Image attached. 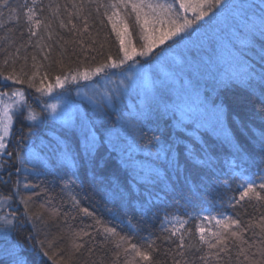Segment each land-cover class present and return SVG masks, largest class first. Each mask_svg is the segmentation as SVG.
<instances>
[{"label":"trees","instance_id":"trees-1","mask_svg":"<svg viewBox=\"0 0 264 264\" xmlns=\"http://www.w3.org/2000/svg\"><path fill=\"white\" fill-rule=\"evenodd\" d=\"M28 2L30 3V0ZM43 2L47 6L49 0H43ZM51 2L54 5L59 4L61 19L67 21L68 14L64 9L67 7L69 12L73 11L70 0H51ZM23 3L24 0H10L11 8H16L19 5L23 10ZM76 3L79 5L80 0H76ZM90 10L91 16L88 23L91 37L88 33L78 32L73 35L68 29H60L58 21L54 20L51 40L48 39L46 32L38 30V37H33L29 43L28 33L24 31L22 11L19 13L21 22L17 24L16 12L10 11L9 8L0 9L3 13L0 16V62L8 57L9 53H11V58L18 55L19 60L15 64L16 71L19 72L23 66L24 71L28 74L37 72L35 82L38 86L41 77L48 75L50 78L45 79L43 84L46 87L48 84H55L54 77L57 73L67 72L70 69L75 70L79 67L85 55L89 57L85 62L93 64L103 62L109 54L118 55V45L112 46L105 42V37L111 32V28L107 26V20L101 24L103 10L101 9L100 16H97L94 6L85 5L82 15L87 16ZM43 15L49 16L47 7H45ZM72 19L78 28L83 26L82 20H77L75 17ZM235 26L232 27L230 34L224 35L225 31L223 30L219 32L214 48L221 51L222 58L231 59L230 54H232L252 67H258L264 37L257 35L255 40L244 42V37L239 34V25ZM208 27L209 25H207ZM68 28H71V25H68ZM133 30L139 31L135 27ZM40 36L43 37L40 40L41 45L52 46L50 53L46 48L36 46ZM93 39L96 40L94 45L92 44ZM110 39L114 42L115 38L111 37ZM81 40L83 47L80 43ZM101 44H104L103 48L100 47ZM182 46L184 45H178V47ZM18 47L19 53L16 51ZM198 53V58L203 56L207 59L211 56L218 65L222 62V58H215V52L208 51L204 54L200 50ZM44 54H48L50 59L44 60ZM33 55L37 57L35 61L37 67L35 68L32 66ZM61 56H63V67L55 63ZM92 56L96 57L95 61L91 60ZM25 58L27 59L25 60ZM41 64L43 67H40ZM201 65L207 66L202 63ZM234 67L239 70L241 65L236 64ZM10 70L11 68L5 69V71ZM187 76L189 77V75ZM196 81L193 83L194 77H189L192 86L187 85V90L192 97L194 93L196 99L194 97L192 99L190 94H187L188 99L185 97L182 99V102L192 109L188 115L183 117L178 111L164 110V105L170 103V100H174L170 96L169 90L162 96H157L152 110L143 117L137 116L139 112L144 111L142 99L139 95H133V92L123 95L122 99L116 100L114 104L110 102V105L105 104L102 109L93 111L85 108L84 115L87 114L96 127L97 146L92 152V162L83 166L64 161L63 156H60L59 160L56 156L53 158L52 153L43 157L42 152L36 150L38 141L43 139L49 142L47 131L54 130V134L59 136L63 126L54 123L53 127L48 119L43 124L38 122L34 128L35 135L32 137L31 147L41 160L50 158L49 167L42 175L26 178L23 174H17L16 165L18 162L15 160V155L13 157H8L6 154L0 155V175L8 180L9 172L11 173L10 182L6 185L0 184V191L7 193L15 185L23 196L32 195L33 199L30 202L32 212L43 218L42 220L34 218L33 222L21 225L20 229L11 235V239L23 242L31 234L34 241H45V247H47V241L54 240V248L58 250L55 258L60 259L70 249L75 234L84 230L92 233L94 239L87 236L83 237L82 241L75 239L76 243L83 242L85 244V248L77 254L80 264H124V255L121 252V255L117 256V247L114 243V241H118L119 237L102 234V230L101 234H97L95 229L98 226L94 224L91 217L84 215L78 207L74 206L73 199L75 198L79 207L88 208L105 224L116 228L120 235L129 234L128 220L139 225L141 231L133 239L134 243H139L140 238L148 233H152L154 237H160L157 240L159 264H173V257L182 260L181 257L171 252V249L176 248L179 243L178 237L181 232L185 233L186 245H192V249L185 248V252L190 253L187 256L189 264H204L198 259L200 253L195 249L202 248L204 252L209 250L206 245H201L196 225L200 224L205 227L204 235L209 237V233L215 230V224L211 221V224L208 225L207 220L195 218L196 212L201 209H206L213 215H216L219 210L238 219L240 227L246 229L241 237L247 241L246 243L241 244L238 240L230 238L226 241L228 249L220 254L222 259L209 258L208 264H248L243 256H240L237 261L240 247L246 250L245 255H248L250 259H261L258 254L254 256L253 253H256L257 249L264 245L257 243L249 248L253 239L260 240L258 235L260 229L249 228L248 225L257 224L261 216H264V201L258 202L254 198L249 201L248 198H245L235 208L229 207L227 203L221 207L222 200L226 201L229 196L237 198L239 196L232 168L233 163L239 164V161H233L232 145H241L248 150L251 155V171L253 173H258L260 168L264 167V164H261V156L255 139L264 130V112L259 111L261 90L259 88L246 89L245 85L238 80L231 81L225 87L220 83V78L215 72L212 74L203 72ZM9 87L24 89L31 102L32 97L36 96V92L28 89L26 85L10 84ZM221 102L224 114L218 119L216 115H213L212 109L214 104ZM36 111L39 112V110ZM134 117L139 119L140 127L145 131L152 130L147 131L149 138L153 135L159 137L158 147L165 149V154L160 159H156L155 156L149 157L135 145L132 146L130 152L125 151L123 154L111 151L108 144L110 137L113 143L122 147L131 144L129 140L121 142L115 138L111 131L113 124L115 123L119 128V121L131 122ZM23 123L22 119L15 121L13 136L7 151L15 153L18 150L16 147L17 134ZM60 139L71 145L73 149L76 148L78 140L82 144L79 130L75 136L69 132L66 137H60ZM229 140L231 143L228 142ZM55 142L54 138L52 146L55 145ZM169 145L173 146L172 152H167ZM193 148H205L206 152L203 153V156L210 163L207 165L197 164L196 170L189 171L185 169L184 162L180 157L182 154L188 155V150ZM81 154H83V148H81ZM129 155L131 159H129ZM169 159H180L179 177L175 168L168 163ZM138 165L155 168L158 172L155 182L151 178L147 181L141 179L140 177H143L144 174ZM25 183L39 185V187L25 189ZM229 185H231L230 190L228 189ZM33 193H39V195H33ZM12 207L19 215H23L24 206L22 204L17 202ZM109 209L112 211L109 212ZM53 213L56 215H52ZM165 213L169 214V219L173 215L186 218V213L194 217L184 228H181L179 223L175 224V229L179 231H177L176 237H171L174 243L163 240V237L170 236V233L160 232V220ZM88 225H93V227L89 228ZM189 229L191 230L190 234H188ZM233 230L239 231V229ZM254 234L257 235L254 236ZM2 237L3 233L0 232V246H3ZM212 242L215 241L212 240ZM39 247L40 245L36 244L37 250ZM88 248L93 251L89 253ZM60 249L63 251H59ZM211 252L216 253L217 249H213ZM21 255L27 258L28 264H53V261L42 253L38 254L37 251H33L31 243L26 246L22 245ZM0 261H3V257H0Z\"/></svg>","mask_w":264,"mask_h":264},{"label":"snow or ice","instance_id":"snow-or-ice-1","mask_svg":"<svg viewBox=\"0 0 264 264\" xmlns=\"http://www.w3.org/2000/svg\"><path fill=\"white\" fill-rule=\"evenodd\" d=\"M73 11H68L65 7L64 11L68 14V19L65 21L61 19L59 4H52L51 0L45 6L43 0H24L23 10L19 7L11 8L10 0H0V9L9 8L10 11L16 12V23L21 22L20 12L23 14V23L25 25L24 31L28 33L29 43L33 37H38V30H43L48 34V39H52L53 22L58 21L60 29H68L73 35L78 32L88 33L89 31V17L82 15L85 5L94 6L97 16H100L101 9L103 16L101 24L107 20V26H110L111 32L105 37V42L118 45V55L113 56L109 54L100 63H86L89 57L84 56L79 67L75 70H68L67 72L57 73L54 77L55 84H48L43 86L44 80L49 79L48 75L41 77L40 85L35 82L37 72L28 74L24 71L23 66L19 72L16 71L15 64L19 60L17 55L11 58V53L8 54L2 62H0V155H7L13 157L18 162L16 165V173L23 174L26 178L29 176H39L44 173L49 167L50 158L41 160L36 151L31 147L32 137L35 135L34 128L37 122L43 124L49 115H51L53 122L59 121L64 126L57 137L55 145L50 146V151L59 160L63 156L64 161L83 166L92 162V152L97 146L96 127L87 114L81 116L76 110L68 106L61 107L55 103H48L42 101L40 111L37 112L33 107L32 102L28 99V94L22 88L9 87V85H26L28 89L34 90L40 97L51 95L54 92L60 94H67L71 89L67 87L69 84H80L82 81H92L93 77H102L108 83L116 85L113 88H105L98 92L99 101L94 98L93 102L97 104V109H102L105 106V101L115 103L116 100L122 99L127 92L137 91L142 99V106L144 111L137 114L138 117H143L147 112L152 110L153 104L157 100V96H162L164 92L170 88L169 81L177 74V69L180 72L197 73L200 64L207 65L209 74L215 72L219 78L220 83L225 87L233 80H238L245 85L246 89L259 88L261 95L259 97V111L264 112V45L260 49V61L258 67H252L239 57L230 54L231 59L222 58V62L218 65L209 56L205 59L203 56H197V52L203 50L204 52L215 51L214 45L217 43L218 33L228 23L235 22L239 25V34L244 37V42L255 40L257 35L264 37V0L254 2V0H80L77 5L76 0H70ZM176 5H179L177 8ZM47 7L49 16L43 15ZM183 13V15H181ZM189 13H191L189 15ZM0 11V16H2ZM51 17V18H50ZM72 17L83 21V26L78 28L73 22ZM134 20V24H133ZM71 25V28H68ZM204 25H209L211 31L201 33L200 29ZM138 28L135 32L133 28ZM23 35V32H21ZM114 37V42L111 41ZM40 36L36 42L37 47L46 48L47 52L52 51L51 45H41ZM83 47V41H80ZM96 40H92L94 45ZM183 44L182 58L178 64L168 63V53L174 51L178 45ZM101 48L104 44L100 45ZM159 49V51H156ZM19 53V47L16 49ZM63 52V49H62ZM87 52V49H85ZM11 58V63H10ZM27 58H25L26 60ZM50 56L44 54V60H49ZM96 57L92 56L91 60L95 61ZM33 67H37L35 61L37 57L32 56ZM143 61V63H142ZM55 63L63 67V56ZM145 63L148 65L145 67ZM239 64L241 67L236 70L234 65ZM136 68V72L132 75H126L125 79L113 80L114 75H124L127 68ZM43 67V64L40 65ZM51 67V65H49ZM6 68H11L10 71H5ZM115 70V71H114ZM99 85V81L95 82ZM190 86L191 83H190ZM90 87V85H85ZM8 89V90H5ZM77 95L79 91L77 90ZM164 110H174L181 113V116L188 115L192 109L182 102L180 93H176V99L170 100V103L164 105ZM213 113L219 117L224 114L223 103L214 104ZM131 116V113L129 114ZM17 119H22L23 124L17 134L16 147L17 151H7L10 138L13 135L14 124ZM77 128L82 137L81 141H77L76 148L73 149L71 145L63 142L60 137H66L67 133L71 132L73 136L76 135ZM115 138L118 141H131L127 147H122L119 144L113 143L111 137L108 139V144L112 152L131 151L132 146L135 145L137 149H142L149 157L155 156L160 159L165 154L163 147H158L160 139L156 135L148 137L147 131L140 127L139 119L134 117L132 121H119V128L113 124ZM256 147L261 156V164H264V130L261 131L259 137H256ZM231 143V141H228ZM83 148V154H81ZM173 146L169 145L167 152H172ZM188 155H181L180 159L184 162L186 170H196V165H207L210 163L204 158L203 153L205 148H193L188 150ZM233 161H239V164L233 163V176L237 182L239 190L238 198L236 196L227 197L226 201L222 200L221 207L227 203L229 207L235 208L245 198L251 201L253 198L256 201H264V167H261L258 173L251 171V155L247 149L241 145H232ZM167 159V157H165ZM129 159L131 156L129 155ZM180 159L168 160L179 177L180 175ZM28 165V167H25ZM143 177L147 181L149 178L155 182L158 172L155 168H145L143 165H138ZM238 169V170H237ZM139 176V173L137 174ZM11 179L9 172V179L5 180L3 175H0V184H8ZM135 179V178H134ZM187 179V177H186ZM39 187V185L25 183V189H32ZM231 185L228 186L230 190ZM118 193V188H117ZM39 195V193H33ZM33 196H23L17 186H13L11 191L4 193L0 191V232L3 233V246H0V257L3 261L0 264H28L25 256L21 255L22 245L32 244V250L42 253L53 264H80L78 253L85 248L83 242L76 243L75 239L83 240L87 236L94 239L92 233L82 230L81 233L75 234V239L71 242L70 249L64 253L60 259L55 257L58 250L54 248V240L34 241L31 234L23 242L20 240L13 241L11 235L16 233L21 225L33 222V219L42 220L41 216H36L32 212L30 202ZM123 199V196H121ZM22 204L24 206L23 215H19L13 209L14 203ZM73 204L79 208V211L84 215L91 217L96 227L97 234H106L108 236H118V241H114L117 247V256L124 255V264H159L157 259L159 248L157 247V240L160 237H154L152 233H148L140 238L139 243L132 242L133 239L141 231L140 226L134 224L132 220L127 221L129 234L120 235L117 229L104 223L98 216L85 207H79L78 201L74 198ZM8 209V211H5ZM109 212L112 210L109 209ZM52 215H56L53 213ZM186 218H181L179 215H173L169 219V214L165 213L160 220V232L170 233V236H164L163 240L168 243H174L171 237L177 236L178 229H175V224L179 223L181 228H184L194 217L191 214H185ZM195 218H202L207 221H215V230L209 233V237L204 235L206 229L200 224L196 225V232L199 233V240L201 245H206L208 252H204L202 248H196L199 252L198 259L208 264L209 258L222 259L221 253H224L228 246L226 241L230 238L238 240L241 244L247 241L241 239L242 234L246 231L245 228L240 227V221L217 210V214L213 215L206 209H201L196 212ZM89 228L93 225H88ZM249 228L256 227L260 229V240H252L249 248L257 243L264 245V216H261L260 221L255 224H249ZM175 229V230H174ZM239 229V231L233 230ZM190 229L189 233L190 234ZM257 234H254V236ZM179 243L176 248L171 249V252L182 260L173 257V264H189L187 256L190 253L185 252V248L192 249V245L185 241V233L181 232ZM212 240L215 242L213 243ZM36 244L40 247L37 250ZM220 246V247H218ZM217 249L216 253L211 250ZM59 251H63L60 249ZM87 251L91 253L93 250L88 248ZM245 249L239 248L237 254V261L239 257L243 256L248 264H264V246L259 247L253 255H259L261 259H250L245 255ZM51 253V254H50ZM231 259V257H229Z\"/></svg>","mask_w":264,"mask_h":264},{"label":"rangeland","instance_id":"rangeland-1","mask_svg":"<svg viewBox=\"0 0 264 264\" xmlns=\"http://www.w3.org/2000/svg\"><path fill=\"white\" fill-rule=\"evenodd\" d=\"M168 2H171V0H168ZM254 2L258 3L259 1L254 0ZM176 7L178 8L179 5H176ZM190 14L191 13H189V15ZM181 15H183V13H181ZM235 25H238V24H236L235 22L228 23L224 28L221 29V31L222 30L225 31L224 35L230 34L232 27ZM200 31H202V33H204V32L211 31V29H210V27L207 28V25H204V27L202 29H200ZM219 34L220 33H218V35ZM183 47L184 46H182V47L177 46V48L174 51H171L168 53V63H173V64L179 63L180 59L182 58ZM225 47L229 49V47L227 45H225ZM156 51H159V49H157ZM202 52H204V51L202 50ZM214 52L216 53V54H214L215 58L216 57L222 58L221 51H218V49H215ZM205 53L206 52H204V54ZM222 53H224V52L222 51ZM197 55H199L198 52H197ZM213 60H215V59H213ZM142 63H143V61H142ZM147 66L148 65L145 63V67H147ZM126 68H127V66H126ZM135 72H136V68H127V72L124 75L117 74V75H114L112 77V79L119 82V80L125 79L126 75H132ZM177 72H178V74L173 79H171L169 81V84H170L169 94L174 100L176 99V93L177 92L180 93L181 99H183L184 97H185V99H188L187 94H190L189 91L187 90V85H190L189 77L190 76L194 77L193 83H196L197 82L196 80H198V78L200 77V75L203 74V72H209V68H208V66H203L200 64L199 71L197 73H187V72L181 73L179 71V69H177ZM184 75H185V77H184ZM187 75H189V77ZM94 78L95 77H93L92 81H82L80 84H69V85H67V87L69 89H71V92L67 93V94H60V92H54L50 96L45 95L44 97H40L39 94L36 93V96L32 97L33 107L35 106V109L40 111V108L42 106V101H47L48 103L58 104L61 107L68 106L69 108L76 110L81 116L84 115V109L85 108H89V109H92L94 111V109H97V104L93 102V99L95 98L97 100V102L99 101L98 92L103 91L105 88H113L116 86L114 84L108 83V81H106L102 77H101V79H97V80ZM96 81H99V85H97L95 83ZM85 85H90V87H85ZM77 90L79 91V95H77ZM130 92H133V95H139L138 90L137 91H131L130 90L126 94L129 95ZM190 96H191V94H190ZM193 97L196 99V95L194 93H193ZM193 97L191 96L192 99H193ZM105 104L110 105L108 101H105ZM178 114H180V113H178ZM213 115H215V114L213 113ZM47 119L51 121L50 123L53 127H54V123H56L59 126H63L61 124V122H59V121L53 122L51 115H49ZM77 130H78V128H77ZM47 137H48L49 142H47L43 139H40L38 141L37 147H36L37 151L42 152L43 157H45V155L52 153L50 151V146H52L53 144H51V143L54 140V138L57 139V137H59V136L54 134V130L53 131L48 130L47 131ZM52 157L54 158L53 154H52ZM212 222H213V224H215V221H212ZM206 223L208 225L211 224L210 221H206Z\"/></svg>","mask_w":264,"mask_h":264},{"label":"bare ground","instance_id":"bare-ground-1","mask_svg":"<svg viewBox=\"0 0 264 264\" xmlns=\"http://www.w3.org/2000/svg\"><path fill=\"white\" fill-rule=\"evenodd\" d=\"M94 79H96V80H97V79H101V77H95Z\"/></svg>","mask_w":264,"mask_h":264}]
</instances>
